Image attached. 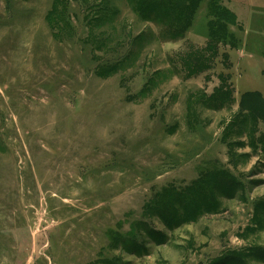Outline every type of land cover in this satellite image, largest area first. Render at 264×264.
<instances>
[{"label": "rangeland", "instance_id": "rangeland-1", "mask_svg": "<svg viewBox=\"0 0 264 264\" xmlns=\"http://www.w3.org/2000/svg\"><path fill=\"white\" fill-rule=\"evenodd\" d=\"M168 5L0 0V264H264V0Z\"/></svg>", "mask_w": 264, "mask_h": 264}, {"label": "trees", "instance_id": "trees-1", "mask_svg": "<svg viewBox=\"0 0 264 264\" xmlns=\"http://www.w3.org/2000/svg\"><path fill=\"white\" fill-rule=\"evenodd\" d=\"M139 1V2H137ZM165 0H133V2L137 5L138 11L141 12L143 14V18L144 19H149L150 21H155V22H160V20L162 19L161 16H159L158 12L160 10L163 15H167L170 16L171 19L175 17L174 13V8L170 7L169 5L171 4L170 2H168V6L163 7V2ZM174 1V0H173ZM146 5V7L144 6ZM144 7V9H143ZM187 31V29L184 30H179V31H167V34L172 35L173 39H181V35H183V33H185ZM212 33V32H211ZM212 39H214V35L212 34L211 36ZM248 96L245 97V99H247ZM264 112V110H263Z\"/></svg>", "mask_w": 264, "mask_h": 264}]
</instances>
